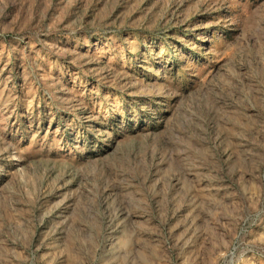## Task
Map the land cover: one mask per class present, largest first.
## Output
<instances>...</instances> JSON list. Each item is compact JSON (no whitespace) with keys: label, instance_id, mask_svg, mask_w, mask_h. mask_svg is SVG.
Here are the masks:
<instances>
[{"label":"rangeland","instance_id":"obj_1","mask_svg":"<svg viewBox=\"0 0 264 264\" xmlns=\"http://www.w3.org/2000/svg\"><path fill=\"white\" fill-rule=\"evenodd\" d=\"M0 264H264V0H0Z\"/></svg>","mask_w":264,"mask_h":264}]
</instances>
